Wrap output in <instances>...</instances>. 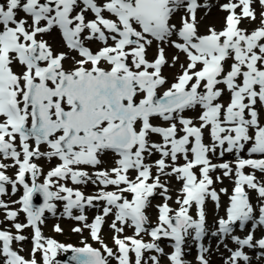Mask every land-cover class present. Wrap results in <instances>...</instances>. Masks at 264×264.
Listing matches in <instances>:
<instances>
[{
    "label": "snow or ice",
    "instance_id": "1",
    "mask_svg": "<svg viewBox=\"0 0 264 264\" xmlns=\"http://www.w3.org/2000/svg\"><path fill=\"white\" fill-rule=\"evenodd\" d=\"M258 2L264 8V0ZM253 4L254 0H229L220 5L227 12L224 27L219 31L209 27L207 34L201 35L197 9L209 6L198 0L0 2V157L13 161L12 165L0 162V196L7 193L6 185H11L13 194L18 185L23 188L20 198L12 202L20 205L18 210H11L0 200L5 218L13 221L17 232L0 230V264H38L37 252L42 264H109V258L117 264H132L130 253L135 255L134 264H143L145 251L163 253L155 243L161 237L174 241V251L168 256L170 264H185L182 257L186 236L194 233L193 239L202 241L206 235V199L210 197L219 206L220 197L211 188L213 179L209 173L216 168L223 169L224 176L233 172L229 163H211L208 154L217 149L221 156L225 152L237 153L236 179L226 218L218 220V230L212 235H230L237 222L241 229L253 220L264 226V184L254 174L243 171L250 167L264 173V158L239 156L249 145L250 156L264 157V123L257 109L258 104L264 106V11L259 14V26L252 31L239 27L243 19L257 20ZM181 9L184 14L177 27L171 21ZM89 12L93 19H87ZM54 28L60 30L67 48L80 57L73 58L75 66L69 70L63 65L67 54L54 53L46 40L38 39ZM93 40L103 47L94 52L85 43ZM153 41L157 42V54L149 60L147 49ZM166 44L183 53L187 63L180 65L174 82L159 94L158 90L168 83L163 75L169 64L163 46ZM178 59L173 56L169 66H175ZM228 61L231 63L226 71ZM102 62L108 67H101ZM14 63L23 66L21 73L13 71ZM225 90L230 95L227 104L219 102ZM196 109L198 126L183 115ZM155 118L167 122V126L153 124ZM205 129L211 137L210 145L204 143ZM153 135L159 136L161 142H153ZM42 144L48 151H40ZM107 152L115 154L114 166L89 175L82 166L97 168ZM154 153H159V159L154 164L146 163V155ZM181 156L184 163L177 165ZM40 157L60 161L46 173L43 183L38 182L41 169L33 162ZM9 167L17 168L15 179L6 174ZM197 167L199 177L193 171ZM130 172L135 173L134 179ZM26 175L31 177L30 183ZM163 176L182 181V198H177L179 207L175 211L167 203L171 197L161 182ZM68 179L73 184L91 181L104 187L96 195L85 196L59 183ZM108 186L115 190H104ZM245 186L254 190L261 201L258 219L253 215ZM157 189L165 202L157 206L158 225L149 231L144 210ZM37 196L42 197V204L34 202ZM54 201L65 202L63 214L83 225L72 231L88 229L91 239L101 248H93L85 241L81 242L83 247H75L44 237L39 225L46 212L55 215ZM100 202L101 214L88 223L85 208ZM193 203L198 209L196 219L189 215ZM74 209L78 215H73ZM20 212L26 215L24 224L15 222ZM109 216L114 217L110 228L115 251L100 237ZM125 226L132 227L135 235L123 236ZM28 227L34 232L31 259L12 247L14 241L27 239L19 233ZM54 231L62 229L55 225ZM144 232L152 242L136 238ZM231 239L237 248L229 249L225 264H248L249 257L243 251L246 247L264 249V238L254 240L252 232L244 238L233 235ZM207 251L200 244L199 264H208L204 256ZM59 253L70 255L61 262L57 260ZM150 259L152 264H159L157 256Z\"/></svg>",
    "mask_w": 264,
    "mask_h": 264
},
{
    "label": "rangeland",
    "instance_id": "2",
    "mask_svg": "<svg viewBox=\"0 0 264 264\" xmlns=\"http://www.w3.org/2000/svg\"><path fill=\"white\" fill-rule=\"evenodd\" d=\"M254 8H255V11L257 13V20L255 22H251L248 19H244V21L242 22V24L240 26L241 28H246L248 31H252L253 29H255L256 27L259 26V24H260V15L259 14H260L261 11H264V9L256 7V6H254ZM213 10H218V8L214 7L213 9H211L209 11L208 14L204 13L203 16H201V17H199V19H197V28H198V33L199 34H201V35L206 34L209 27H213L217 31H219L221 29L222 24H223V22H222L223 21V13H221V11L218 10V11H220V15L217 18H213V16H210L212 14ZM181 16L182 15L179 14L176 17V20L180 22L181 21ZM163 46L165 48L166 58H167V60L169 62L168 65H165V68H164V71H163V75L166 77L168 83L159 90L160 94H162L163 91H165L167 89V87H169L170 84L172 82H174L175 77L181 71L180 65L181 64H186V56L184 54H181V52L177 53L176 50H174V48L170 44H166V45H163ZM156 50H157V48L154 47L153 52L156 51ZM148 53L150 54V50H149ZM152 56H153V54L151 55V57ZM173 56H178L179 59L175 62V66H169V65L172 64ZM73 58L78 59L75 55L72 54L67 59L66 63L64 64L65 68L71 69V68H73L75 66V60ZM230 63H231V61L226 62V64H225V70L226 71L228 70V66H229ZM100 66L101 67H105V68L108 67L105 63L101 64ZM219 87H223V85H221ZM222 98H223V100L225 99V101L222 100V103L227 104L229 102V97H228L226 91H225V93H224ZM262 118L263 117L260 116V119H262ZM262 123H264V122H262ZM166 162L170 163L171 161L168 160ZM113 165H114L113 160L110 163H107V167H111ZM100 167L101 166H97V168H100ZM255 173L258 175V173H261V172H259L257 170V171H255ZM260 177H261L260 179L263 181L264 180V173H262V175ZM161 182L166 184L169 193H177L179 191V186L180 185H179L178 180L176 179L175 176H171V177L163 176V177H161ZM9 186H10V184H9ZM160 192H161V190L158 191L159 194H160ZM222 194H226V195H224V201H225V203H227L228 200H229V197L227 195L228 191H224ZM157 196H160V195H157ZM149 200L151 201V199H149ZM172 201L173 202L176 201L174 197H172ZM2 214H3V209L1 208L0 209V217L2 216ZM48 214H51V213H48ZM61 220H62V218H61ZM44 221H45V219H44ZM48 222H46V224ZM87 222L89 223V220ZM78 225L80 227H83V225L80 224V223ZM83 231L85 232V234H83V232L78 233V234L77 233L74 234V233L69 232V228H66V227L62 226V233L55 234V235L61 240V242L63 244L67 245V243H65V241H69L71 243H74V244H71V243L70 244L75 246V247H83V244L79 243V239L81 241L83 239L85 242H86V240L91 241V238L89 237V230L88 229H84ZM104 234L109 236V237H112V238H113V235H114L113 231L110 230V226L106 228ZM22 235L26 237L27 234H26V232H23ZM128 235H133V233L131 231V228L129 230H126V235L125 236H128ZM81 236H83V238ZM137 239H142L144 242L147 243V241L150 240L151 237H150V235H148V233H145L144 235H142L141 237H139ZM22 242H19V244H21ZM75 244H77V245H75ZM222 253H223V251H222ZM60 254H61V257L64 255V253H60ZM225 258H227V255H226ZM225 258H222V260H224ZM252 264H259V262L258 261H253Z\"/></svg>",
    "mask_w": 264,
    "mask_h": 264
},
{
    "label": "bare ground",
    "instance_id": "3",
    "mask_svg": "<svg viewBox=\"0 0 264 264\" xmlns=\"http://www.w3.org/2000/svg\"><path fill=\"white\" fill-rule=\"evenodd\" d=\"M219 15H220V11H218V10H213V11H212V14H211L210 16H213V18H217ZM253 197H254V200H255L256 202H257V201H260V199L258 198L257 195H253ZM224 257H225V255H224ZM260 259H261V257H260ZM261 260H263V259H261Z\"/></svg>",
    "mask_w": 264,
    "mask_h": 264
}]
</instances>
